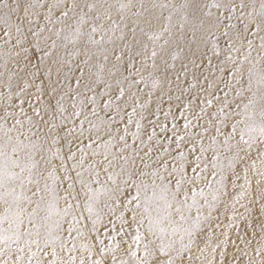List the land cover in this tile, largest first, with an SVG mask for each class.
Here are the masks:
<instances>
[{"label":"snow or ice","instance_id":"obj_1","mask_svg":"<svg viewBox=\"0 0 264 264\" xmlns=\"http://www.w3.org/2000/svg\"><path fill=\"white\" fill-rule=\"evenodd\" d=\"M0 264H264V0H0Z\"/></svg>","mask_w":264,"mask_h":264}]
</instances>
